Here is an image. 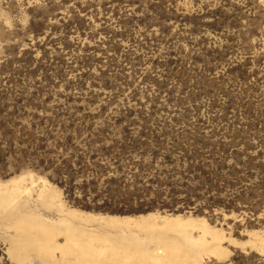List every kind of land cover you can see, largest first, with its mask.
<instances>
[{"label": "rangeland", "instance_id": "obj_1", "mask_svg": "<svg viewBox=\"0 0 264 264\" xmlns=\"http://www.w3.org/2000/svg\"><path fill=\"white\" fill-rule=\"evenodd\" d=\"M18 187L22 219L63 210L91 254L167 220L191 236L167 231L173 264H264V0H0V192ZM10 213L0 264H79L13 248Z\"/></svg>", "mask_w": 264, "mask_h": 264}, {"label": "bare ground", "instance_id": "obj_2", "mask_svg": "<svg viewBox=\"0 0 264 264\" xmlns=\"http://www.w3.org/2000/svg\"><path fill=\"white\" fill-rule=\"evenodd\" d=\"M31 190V188L27 187H18L11 192H0V208L4 209L10 206L15 211V213H10L14 218L13 225L17 234L13 239V248L15 249L31 248L38 254L41 253L46 255L48 253L52 255V251L58 249L63 255H77L79 264H97L99 260L112 261L111 258H114L116 264H126L128 260L132 261L135 259H141L152 264H173L172 260L175 259L173 254L175 252L177 253V247H179L180 244L178 245V242H175V244L171 245V243L168 242L170 240L169 236L166 234L167 231L177 230L183 235V242L191 240V236L188 234L186 235L185 229L187 225H182L180 221L169 222L166 220L158 224L151 220L144 219L133 221L135 227L139 231L152 232V230L149 229L151 228L154 230L155 227L159 230V233L155 235L145 236L146 238L150 237L148 241L145 240L146 248L142 247L136 242V239L132 238L124 240L123 242L121 240L122 243L120 247H116L117 245L115 247H101L96 253L91 254L88 250V246H92L94 242L91 230L84 229L82 226L70 221L63 215V210L57 211L60 215H58V218L53 221L52 224H47L48 222L44 221L38 213L29 216L27 219H22L20 215L21 209L13 207L20 203L18 200L21 198L29 200L32 195ZM44 194L45 191L41 190L40 193H38V198L44 197ZM58 233H63L65 235V244H58L56 241H51ZM199 242H201V244L204 243L201 235L199 237ZM194 252L196 251H190L192 254H195ZM117 254L118 257L116 256Z\"/></svg>", "mask_w": 264, "mask_h": 264}]
</instances>
